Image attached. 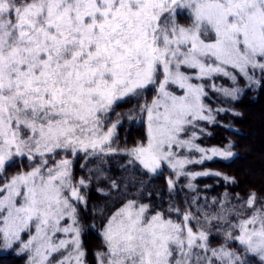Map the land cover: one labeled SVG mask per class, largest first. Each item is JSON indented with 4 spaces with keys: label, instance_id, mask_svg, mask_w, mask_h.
Here are the masks:
<instances>
[{
    "label": "snow or ice",
    "instance_id": "obj_1",
    "mask_svg": "<svg viewBox=\"0 0 264 264\" xmlns=\"http://www.w3.org/2000/svg\"><path fill=\"white\" fill-rule=\"evenodd\" d=\"M249 93H264V0H0V253L264 264V186L230 191L204 166L239 145L200 143ZM206 178L225 191L202 195Z\"/></svg>",
    "mask_w": 264,
    "mask_h": 264
},
{
    "label": "trees",
    "instance_id": "obj_2",
    "mask_svg": "<svg viewBox=\"0 0 264 264\" xmlns=\"http://www.w3.org/2000/svg\"><path fill=\"white\" fill-rule=\"evenodd\" d=\"M264 93L255 95L249 93L242 98L236 108L237 111L243 113V120L232 119L230 115L219 117L220 124L208 128L210 135L200 141L204 147L222 146L224 141H233L239 145L238 156L234 161L214 160L207 162L205 168L212 171H219L228 176H234L238 180V186L230 189L233 193L238 192L240 195L252 190L254 186L260 189L264 186V108L260 109L258 115H252V110L264 103ZM249 112V115L247 114ZM257 114V113H256ZM232 125L230 131L227 125ZM137 125L125 124L121 131V137H127L129 141L136 139L138 133L135 130ZM250 129L254 131L256 136L252 141ZM242 134V135H239ZM195 170H200L194 166ZM252 173L251 178L245 175V172ZM199 188L202 190V195H207L210 198L219 196L225 191V186L221 180L217 179H201L198 182ZM160 188H164V179L156 181ZM205 184L212 185L210 190L204 191ZM89 250L94 249L97 244L94 235H90L86 240ZM0 264H23L20 257L14 252L0 253Z\"/></svg>",
    "mask_w": 264,
    "mask_h": 264
},
{
    "label": "rangeland",
    "instance_id": "obj_3",
    "mask_svg": "<svg viewBox=\"0 0 264 264\" xmlns=\"http://www.w3.org/2000/svg\"><path fill=\"white\" fill-rule=\"evenodd\" d=\"M264 98V97H263ZM262 108H264V103H262V105H260V106H258V108L256 107L255 108V110H252L251 111V114L249 115V112L247 113L249 116H252V115H258V111L260 110V109H262ZM257 113V114H256ZM250 134H251V136H252V141H254L253 139H254V137L256 136V134H254V131L252 130V129H250ZM245 175H247V176H249L250 178H251V176H252V173L250 172V171H248V172H245Z\"/></svg>",
    "mask_w": 264,
    "mask_h": 264
}]
</instances>
